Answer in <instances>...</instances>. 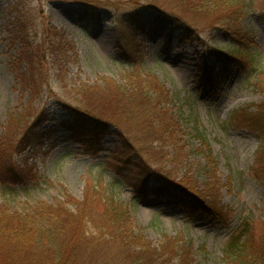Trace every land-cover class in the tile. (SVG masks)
<instances>
[{"label":"rangeland","instance_id":"374dc122","mask_svg":"<svg viewBox=\"0 0 264 264\" xmlns=\"http://www.w3.org/2000/svg\"><path fill=\"white\" fill-rule=\"evenodd\" d=\"M90 1L105 19L85 20ZM145 1L0 0V214L63 203L72 215L56 218L97 233L114 194L146 255L178 250L165 264H228L242 221L264 261V122L248 123L264 104V74L248 63L264 68V0L233 11L225 0H158L167 10L149 7L135 29ZM243 50L247 63L231 53ZM65 105L111 124L67 127ZM66 237L91 246L85 264L144 259L126 261L115 236Z\"/></svg>","mask_w":264,"mask_h":264},{"label":"trees","instance_id":"16d2710c","mask_svg":"<svg viewBox=\"0 0 264 264\" xmlns=\"http://www.w3.org/2000/svg\"><path fill=\"white\" fill-rule=\"evenodd\" d=\"M75 1L78 2V0ZM225 1H229L230 4H227L229 9L233 7L231 11H233L238 4H241V0ZM145 2H147L145 10L142 9V6L137 7L135 8L136 13L134 12L132 14L135 23L131 25L135 29L138 27V23L141 19L146 17V12H148L149 7L160 11L167 10V7H169L162 6L158 0H146ZM87 5L86 8L89 13L86 14L85 20H88V16L92 17V20L96 18L105 19L109 13L104 6L98 9L97 6L99 5L95 4L93 1L88 2ZM110 5L111 4H109V6ZM231 53L236 59L244 60L243 63H247V53L249 54L250 52L243 50L242 53ZM250 58L251 56H249V59ZM248 63L251 65L255 74H264V68H260L262 66L260 62L257 60H248ZM152 85L154 86V84ZM142 87H144V85H142ZM148 98L151 101L153 100L151 96H148ZM64 107L69 111L66 115L68 117L67 122L65 121L67 127L76 129L77 125H87L83 128H97L102 130L103 126L111 124L87 110H82L80 107L72 105H65ZM255 113H258L259 116L257 115L255 119H250L248 121L251 126H256L257 123L263 124L264 104L258 106V111ZM210 176H212V174ZM118 196L119 195L114 194H112V196L107 195L103 221V223L106 224L104 226H101L103 223L95 225L96 228H99L97 233H94L90 228L84 227V222H82L80 217L77 218L73 216V218L78 219L80 225H74L72 221L67 220L63 216L56 218L59 213L70 214L63 212V209H66L63 203H58L57 206L43 204L40 210L37 209V213H34L32 217H7L4 214H0V262L3 264H79L77 261L81 260L82 264H85L86 262L83 261L84 259L81 258L79 254L82 255L81 251L83 250L89 251L91 246L88 247L87 244L72 245L64 242L67 239L66 233H72V241L81 239L82 242L80 243H85L94 237L96 239H103L110 235L111 237L115 236L117 240L124 245L125 249L123 250L125 251L122 252V255L126 261L130 256L140 254L144 259L149 258V260L145 262V260L142 259L143 261L139 264L167 263L168 259H166V257L176 255L178 250L166 248V250H161L160 252L154 251V256L151 254L146 255L151 246L138 242L136 238L132 237L134 227L130 219V209L124 206ZM201 206L209 209L208 206ZM211 213L216 220L222 221L224 224L230 222L229 217H223L225 215L222 214L219 208L218 210L212 208ZM15 218L23 220H17ZM248 228V222L242 221L230 235L224 249L228 264H264V261L257 259L259 254L255 250L253 243L249 240ZM87 229L90 230L92 234H89ZM111 231H117V233L112 234ZM135 246H137L138 249L133 252L132 249H135ZM191 246L192 244L190 243L189 247L191 248ZM185 249L186 247L183 248V250ZM186 254L188 256L191 255V253ZM87 255H89V253H87ZM186 263L188 264V262ZM89 264L94 263L91 262Z\"/></svg>","mask_w":264,"mask_h":264}]
</instances>
